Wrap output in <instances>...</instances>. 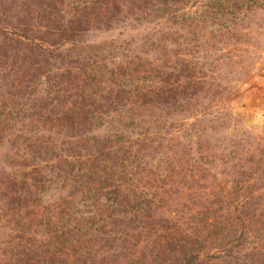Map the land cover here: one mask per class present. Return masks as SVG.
<instances>
[{"label": "rangeland", "instance_id": "rangeland-1", "mask_svg": "<svg viewBox=\"0 0 264 264\" xmlns=\"http://www.w3.org/2000/svg\"><path fill=\"white\" fill-rule=\"evenodd\" d=\"M209 1L0 0V113L11 115L0 119V264H92V254L120 264L127 252L115 238L127 233L125 244L154 254L155 233L174 222L199 239L178 264H264V131L247 94L264 73V6L219 20ZM81 104L95 112L92 125L69 118ZM115 107L149 137L131 175L93 157L112 151L100 139ZM69 139L82 156L92 142L78 161L91 160L92 197L70 180L61 193L43 180ZM140 183L162 202L144 217L127 204ZM115 191L126 197L116 231L66 250L57 219L90 213L88 202Z\"/></svg>", "mask_w": 264, "mask_h": 264}, {"label": "trees", "instance_id": "trees-1", "mask_svg": "<svg viewBox=\"0 0 264 264\" xmlns=\"http://www.w3.org/2000/svg\"><path fill=\"white\" fill-rule=\"evenodd\" d=\"M209 2L211 8L216 9V11H220V15H222V17H219V20L228 19L227 15H230V20L237 18L240 13H244L242 11H246L247 8H250L251 6H264V0H210ZM232 9H234L236 12ZM172 19L173 17H168L167 21H170L169 23H171ZM83 76L82 82L87 86L83 87L82 90L80 89L78 96L80 98L83 96V99L85 100V94L87 96L92 94V73L84 74ZM75 110L81 113L80 117H77L74 114V111H71L69 118H79L81 121L89 122L92 125V122L95 118V116H92L95 113L92 111V108L91 110H87L86 108H83L81 104V106ZM2 113L6 114L5 112H1L0 119L10 120V113H7L5 116H2ZM123 116V113L119 112L116 107L115 109L111 108L109 113L106 114L105 121L107 129L105 130L104 134H101L102 138L100 139V144L108 143V147H112V151L109 149L108 152H105L103 151L105 146H101V148L97 149L93 157L99 161L98 166H106L107 159L105 157H107L109 158V161L113 167H121V171L123 170L125 175H131L133 168L138 165L134 159L139 154H144V151L148 147V145L145 144V140L149 137L144 134L145 132L143 133V130H140L142 129L140 125H136L135 130H129L128 127L130 125L122 123L124 121ZM50 141L53 143L55 140L50 138ZM77 142L78 141L69 139L60 146L59 151L63 153L62 156L64 158L60 163L62 165L57 164L56 166L50 168V175L48 177L45 176L43 180L49 183L47 189L52 190L53 188H56L59 193H61L63 190V184L70 180L72 184H77L79 186L81 185L83 187V190H81L79 193L82 198H84V195L89 194L92 197V193L95 192L94 190L92 191V183L90 184V180L92 179V168H88V166H86L89 165L91 160H86V163H83L82 167L78 165L79 160L85 159L87 156L89 157L88 153H90V156H92V142L89 143V150H86L88 153L84 154L83 156L80 152L82 146H79ZM67 147H71V149ZM74 148L76 149V152H74ZM32 159L34 164L38 163L36 157L34 158L33 156ZM121 159L122 161H119ZM75 166H77V168L73 170ZM59 180L62 182V184L57 186V181ZM107 185L108 187H112L113 183L106 184V186ZM121 185L117 186L120 187ZM141 189L142 190L139 191L138 198L135 194L130 193L128 199L131 200L127 202V204L130 206V208H133V210H137V212L141 211L138 213V215L144 217V213L142 211L149 212L152 209H156L162 205V202L160 197L154 194V186L149 185L145 186L144 188V186L141 185ZM41 193H43V191H35V195L37 196ZM52 193L54 196L55 192ZM122 193L125 192H111L107 196H104L106 195L104 194L102 199L99 198L97 201L90 203L88 202V205L93 206V209L90 211V213L89 210H87V212L83 214H72V210H67L65 218L57 219L61 222L60 227L62 228L61 232L63 235L71 239L69 241H64L66 250L71 252V250L79 249L76 251L81 252L80 250L85 247H92L93 244L101 243L103 234H106L108 237H110L113 232L116 231L114 230L115 227L120 225L121 222L118 219V212L114 213V209L117 207L116 205H120L117 203L119 199L126 198ZM100 200L105 202L108 201V203L106 204L104 202H98ZM104 212L105 214L103 215ZM184 226H186L188 229L193 228L191 224H185L182 226L179 222H174L173 226L170 227L162 226L161 228L163 229L157 231L154 235V243L157 245V248L155 253H151L150 255L136 249V247H138L140 244H134L131 242L125 244L126 240L128 241V239L125 238L128 234H121V237L115 239L120 240L118 241L119 245L122 248H125V252L127 253H123L120 264H178L181 261H185L186 263V261L189 259V255L191 253L190 251L192 250L193 246L199 244V239L197 240V236H195L196 233L187 231ZM90 230H92V234H90ZM151 250L152 249H150V251ZM174 251L179 252L176 258H174L172 253ZM100 260V258L95 257L92 254V264H99ZM101 263L103 264L102 260Z\"/></svg>", "mask_w": 264, "mask_h": 264}, {"label": "crops", "instance_id": "crops-1", "mask_svg": "<svg viewBox=\"0 0 264 264\" xmlns=\"http://www.w3.org/2000/svg\"><path fill=\"white\" fill-rule=\"evenodd\" d=\"M250 83L252 85L247 94L249 96L248 105L252 111L251 120L264 131V73L255 77Z\"/></svg>", "mask_w": 264, "mask_h": 264}]
</instances>
